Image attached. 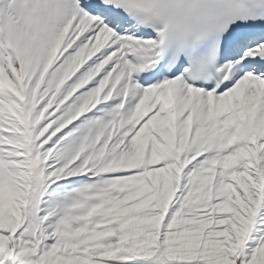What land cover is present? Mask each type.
I'll return each instance as SVG.
<instances>
[{
    "label": "snow or ice",
    "instance_id": "snow-or-ice-1",
    "mask_svg": "<svg viewBox=\"0 0 264 264\" xmlns=\"http://www.w3.org/2000/svg\"><path fill=\"white\" fill-rule=\"evenodd\" d=\"M0 264H264V0H0Z\"/></svg>",
    "mask_w": 264,
    "mask_h": 264
}]
</instances>
